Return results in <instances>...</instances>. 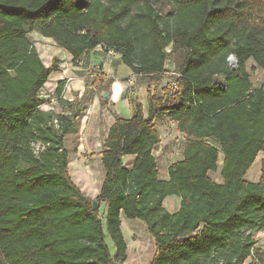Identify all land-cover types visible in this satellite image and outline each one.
Wrapping results in <instances>:
<instances>
[{
  "label": "trees",
  "instance_id": "1",
  "mask_svg": "<svg viewBox=\"0 0 264 264\" xmlns=\"http://www.w3.org/2000/svg\"><path fill=\"white\" fill-rule=\"evenodd\" d=\"M33 32L73 64L96 48L117 54L153 87L146 114L138 102L130 119L112 114L96 210L71 181L64 147L85 98L63 100L59 82L69 114L40 109L59 61L44 66ZM168 61L175 76L162 86ZM248 61L264 73V0H0V264H123L122 217L146 226L150 264H264L254 239L264 230V162L257 182L244 179L264 157V86L252 85ZM164 122L184 136L167 180L153 155ZM126 156L135 157L131 170ZM217 171L221 183L209 177ZM167 197L180 200L175 213Z\"/></svg>",
  "mask_w": 264,
  "mask_h": 264
},
{
  "label": "crops",
  "instance_id": "2",
  "mask_svg": "<svg viewBox=\"0 0 264 264\" xmlns=\"http://www.w3.org/2000/svg\"><path fill=\"white\" fill-rule=\"evenodd\" d=\"M40 38L44 40V44L48 45L47 48L43 47L41 49V52H44V49L48 50V60H43L38 48L35 45L34 47L44 66H51L54 59L59 61L58 71L53 72L49 76L40 91L39 98L42 102L40 109L53 111L56 114H69L66 107L59 105L56 99L55 90L59 82H64L61 94L63 100L73 102L74 100L80 101L81 98H85L83 100L85 109L78 119L77 132L65 137L64 147L68 153V174L71 177V181L82 194L94 200L98 196L100 185L104 178L100 153L102 152V145L107 131L113 123L112 114L116 113L124 119H130L133 115L134 102L140 103L144 114H146V98L148 92L153 91V87L149 88L146 84L138 83L136 80L131 85L130 79L133 73L121 62L117 54L96 48L85 53L76 64H73L70 54L59 48L52 40L41 36ZM95 78L98 79V82L93 85L91 80ZM109 80H111V84L106 91L105 87ZM158 89H161V87ZM104 95L107 96L104 98ZM165 123H170L176 131L174 123L164 122L157 124L155 129L159 133L161 140V128L158 125L164 126ZM176 135L183 141L184 146V136L177 131ZM98 136H100V140L97 138ZM74 139H77V144L73 148L72 141ZM70 147L72 151H70ZM92 160H96L94 170L89 166ZM134 161V156H126L122 159L124 167L128 170L132 169ZM159 176L161 180H167V171L159 174ZM221 182L222 180L217 183ZM166 201H170L167 205L169 209L165 207ZM179 202L180 200L176 197H167L163 201V206L167 212L175 213L178 210ZM101 204L104 205L106 211L105 204ZM121 230L126 241L127 252L130 247L134 246L133 253L138 258H144L143 255L146 253L144 243L146 242V244H149V249L147 247L148 258L152 259L155 252L154 241L147 233L144 224L122 217Z\"/></svg>",
  "mask_w": 264,
  "mask_h": 264
},
{
  "label": "rangeland",
  "instance_id": "3",
  "mask_svg": "<svg viewBox=\"0 0 264 264\" xmlns=\"http://www.w3.org/2000/svg\"><path fill=\"white\" fill-rule=\"evenodd\" d=\"M159 8L162 9V11L165 14L171 11V7L167 5L159 4ZM30 38L33 44L36 46V48H38L39 54L42 56L43 60H46V59L48 60V50L44 49V52H41V49L43 47L44 48L48 47L47 44L43 43L44 40L41 39L39 34H36L35 32L30 34ZM229 64L233 68L235 67L236 62L235 60L231 61L229 59ZM246 67H247V70L250 72V78H251L250 80L252 82V85L254 87L264 86V73L260 69L255 67L253 61H248ZM166 70H167V75H166V79L164 80L162 86L171 84L175 76L174 64L171 61H168L166 63ZM158 126H160L159 128H161L162 140H161V144L159 145V147L156 148L154 151V157L156 159V164L159 170V174H162V173H166L169 165L177 162L181 158V153L183 149L182 148L183 141L180 139V137L176 135V131L170 123H165L164 126L163 125H158ZM97 138L99 140L101 139L100 136H98ZM76 144H77V139L76 140L74 139L72 141V147L74 148ZM71 149L72 148L70 147V151H72ZM221 160H222V156L219 157L218 169H220ZM260 162H264V157L262 155H259V158L258 157L256 158L254 164L248 170L247 174L244 177L246 181H249V182L258 181V177L260 175V164H261ZM89 166L93 168L94 170L96 166V160H92ZM209 177L216 183L220 182L221 180L219 171L215 173H210ZM169 202L170 201L165 202L166 209H169L167 206ZM99 211H100L101 216L104 217L105 209H104L103 204H99ZM168 211H171V210H168ZM136 222L142 223L140 221H136ZM254 239L256 240V247L264 251V230L259 233H255ZM106 241L110 248L111 253H113L112 243L110 242L109 239H107ZM144 247H145L144 250L146 252L143 255L144 258H138V256L135 253H133L134 246L130 247L127 252V260L123 264H148V263L150 264L151 259L148 258V252H147L149 249V244H146L145 242ZM145 255L147 256L145 257ZM250 263H251V260H247L245 264H250Z\"/></svg>",
  "mask_w": 264,
  "mask_h": 264
},
{
  "label": "built area",
  "instance_id": "4",
  "mask_svg": "<svg viewBox=\"0 0 264 264\" xmlns=\"http://www.w3.org/2000/svg\"><path fill=\"white\" fill-rule=\"evenodd\" d=\"M135 80H136V77L133 75L130 79V84L133 85L135 83ZM54 123H56V121ZM34 148H35V151H38L41 148V146L37 144L34 146Z\"/></svg>",
  "mask_w": 264,
  "mask_h": 264
},
{
  "label": "water",
  "instance_id": "5",
  "mask_svg": "<svg viewBox=\"0 0 264 264\" xmlns=\"http://www.w3.org/2000/svg\"><path fill=\"white\" fill-rule=\"evenodd\" d=\"M231 61H233L234 59L231 57L230 58ZM107 95H104L103 97L105 98ZM92 209L93 210H96L97 209V203H96V200H92Z\"/></svg>",
  "mask_w": 264,
  "mask_h": 264
}]
</instances>
